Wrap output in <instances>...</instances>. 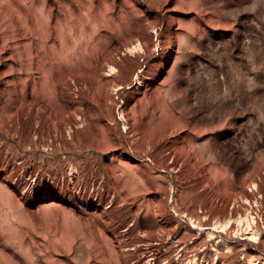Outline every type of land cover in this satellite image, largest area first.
<instances>
[{
    "label": "rangeland",
    "instance_id": "374dc122",
    "mask_svg": "<svg viewBox=\"0 0 264 264\" xmlns=\"http://www.w3.org/2000/svg\"><path fill=\"white\" fill-rule=\"evenodd\" d=\"M192 257L264 261V0H0V264Z\"/></svg>",
    "mask_w": 264,
    "mask_h": 264
},
{
    "label": "bare ground",
    "instance_id": "6f19581e",
    "mask_svg": "<svg viewBox=\"0 0 264 264\" xmlns=\"http://www.w3.org/2000/svg\"><path fill=\"white\" fill-rule=\"evenodd\" d=\"M142 47L140 45L139 42L135 43V44H131L129 47H127V50H129L130 52H133V51H138L140 50ZM110 66V65H109ZM109 70L111 72L109 73H112L114 72L115 70V67L114 66H110L109 67ZM138 79V78H136ZM139 82V79L136 80L135 83ZM191 218V216H190ZM192 224L198 229V228H203V229H207L206 226H202V225H198V223L192 221ZM217 228V229H220V230H226L227 227H230V220H225V221H214L213 223V228ZM233 231L235 233H238V232H241L243 235V237L249 239V240H253V241H256L258 240L259 238V234H260V229L256 223V219H255V216L252 215L251 213L249 212H245L243 214H240L238 215L237 217H235V223H234V228H233ZM209 234H212V231L209 232ZM222 240V239H220ZM217 241H218V238H217ZM213 261L216 262L218 260V254L216 252L213 253ZM248 261L252 262V263H256V264H264V261H260V260H255V259H252V258H249ZM183 264H207L205 261H202V262H197L195 260L194 257L192 258H189L186 262H184Z\"/></svg>",
    "mask_w": 264,
    "mask_h": 264
}]
</instances>
